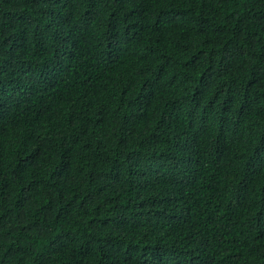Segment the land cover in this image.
<instances>
[{
	"label": "trees",
	"instance_id": "16d2710c",
	"mask_svg": "<svg viewBox=\"0 0 264 264\" xmlns=\"http://www.w3.org/2000/svg\"><path fill=\"white\" fill-rule=\"evenodd\" d=\"M0 264H264V0H0Z\"/></svg>",
	"mask_w": 264,
	"mask_h": 264
}]
</instances>
